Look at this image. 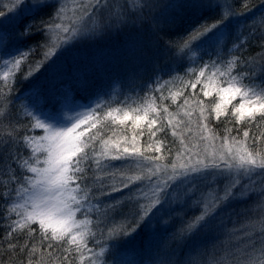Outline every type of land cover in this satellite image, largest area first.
<instances>
[{
	"label": "snow or ice",
	"instance_id": "6c2138e0",
	"mask_svg": "<svg viewBox=\"0 0 264 264\" xmlns=\"http://www.w3.org/2000/svg\"><path fill=\"white\" fill-rule=\"evenodd\" d=\"M249 2L242 6L251 11ZM10 3L0 6V33L22 13L51 11L19 32L21 43L37 34L41 42L0 55V264H116L120 245L156 222L176 221L171 233L164 229L173 254L202 233L223 235L211 249L189 248L183 264H264V13L241 23L246 13L232 0H193L181 7L201 10L199 22L174 40L164 25L173 23L166 16L176 5L159 0ZM126 28L154 67L169 56L187 61L183 75L173 69L164 79L157 71L141 91L97 95L88 104L68 90L53 107L45 99L16 109L17 74L28 80L57 52ZM257 39L261 51L244 56ZM37 52L40 59L29 62ZM222 118L223 135L213 124ZM166 129L179 149L163 151L157 136ZM129 204L133 210L123 212Z\"/></svg>",
	"mask_w": 264,
	"mask_h": 264
},
{
	"label": "trees",
	"instance_id": "16d2710c",
	"mask_svg": "<svg viewBox=\"0 0 264 264\" xmlns=\"http://www.w3.org/2000/svg\"><path fill=\"white\" fill-rule=\"evenodd\" d=\"M192 2L193 0H170V4L176 5V8L166 18L174 16L175 19L172 24L164 25L167 30L166 39L175 40L186 36L188 31L199 22L201 10L181 7V5ZM232 3L237 11L246 13V15L240 17L241 23H250L253 17L258 18L261 13H264V4H261L260 0H250L248 8H251V11L242 6L244 0H232ZM0 6L5 9L10 7V0H0ZM50 11V9H46L37 16L22 13V19L18 25L5 24L6 32L0 33V42L3 40L5 43L3 48L0 47V55H3L4 48H7L9 52L15 53L17 49L27 50L28 45L35 46L38 42H41L43 36L37 34L25 43H21L19 32L23 31L24 25L29 21L38 20L40 16L47 18ZM203 15L215 18V14L208 11H204ZM247 30V27H245V32ZM161 35L164 34L162 33ZM259 43L258 39L255 43L249 42L248 50L243 55L251 57L260 52ZM231 46L232 41L229 39L226 42V47L230 48ZM96 48L99 50L97 51ZM200 55H203V61L215 59L214 54L200 53ZM36 59H40L39 52L34 57H30L29 62ZM100 59L104 61L102 63L98 62ZM86 63H90V65ZM49 64L52 67H49ZM187 66V61H176L172 56H169L166 59L159 60L154 67L151 60L147 58V54H141L136 46L134 30L126 28L121 32H108L107 34L91 39L86 38L79 43H75L63 53L57 52L52 57V60L41 67L28 80L22 81L20 74H17L14 88L16 109L22 110L25 104H42L45 99L49 101L48 107H53L55 101L68 90H71L76 100L81 104L90 103L97 95L108 99L111 94L124 95L133 92V90L141 91L145 84L150 85L152 83L157 71L164 79H168L173 69L183 75ZM25 68L26 65H23L22 72ZM185 78L192 79V77ZM176 87H182V85H176ZM199 88L200 85H197V92H199ZM189 91H191L190 88L185 90L184 95H188ZM141 95H143V92H141ZM164 103L170 105V111H176V106L172 105L170 100H166ZM21 122L26 121L22 119ZM213 124L217 131L223 135L224 119L222 118L219 122L213 121ZM229 127L235 130V123L229 125ZM253 131L257 130L253 129ZM166 133H158L157 136V138H164L165 140L163 151L166 152L167 147H171L174 150L179 149L178 141L171 136L167 129ZM36 134L39 135L40 133L37 132ZM233 134H235V131ZM146 139V136L141 138L140 143L142 146ZM148 154L154 155L155 153ZM171 159L172 156L169 155L168 161L170 162ZM115 195L120 196L121 193H116ZM132 210L133 206L130 204L122 209L125 213ZM198 211L199 209H196V213ZM196 213L188 211L187 215L192 216ZM244 218L239 219L237 222H242ZM178 223L176 221L171 225L165 226L163 223L156 222L150 230H141L131 243L119 246V250L114 256L116 264H149V262L151 264H159L161 260L165 262L170 260L171 264H183L189 248L197 244H204L207 245L208 249H211L213 243H219L217 237L223 239L221 232L209 231L206 234L202 233L176 254H173L176 249V243L168 237L164 229L167 227L168 233H171ZM2 231L3 229H0V232ZM206 258V256L200 257L202 260ZM74 264H77V262L74 261ZM109 264H112L111 260Z\"/></svg>",
	"mask_w": 264,
	"mask_h": 264
},
{
	"label": "rangeland",
	"instance_id": "374dc122",
	"mask_svg": "<svg viewBox=\"0 0 264 264\" xmlns=\"http://www.w3.org/2000/svg\"><path fill=\"white\" fill-rule=\"evenodd\" d=\"M159 2L162 4V5H167V4H170V0H159ZM176 8V7H175ZM175 8L174 9H172L171 10V8L170 9H168L167 10V15L169 14V13H172V11L173 10H175ZM5 24H7V23H5ZM115 34V33H114ZM5 46V43H4V41L2 40V42H0V47L1 48H3ZM96 50H97V48H96ZM99 50V49H98ZM97 50V51H98ZM104 60H102V59H100L98 62H103ZM98 62H96V63H98ZM87 65H90V63H86ZM81 69V68H80ZM75 72H76V70H75ZM81 72H82V69H81ZM67 81H68V79H66ZM236 102H238V101H234V103H236ZM79 104H81V103H79ZM180 119H184V117L183 116H181L180 117ZM178 131H181V129H178ZM190 135V134H189ZM234 207H236V208H240L241 207V205L239 204V203H237L236 205H234ZM241 218H243V217H235L234 219H236L237 221L239 220V219H241ZM228 226L230 227L231 226V223L229 222V224H228Z\"/></svg>",
	"mask_w": 264,
	"mask_h": 264
}]
</instances>
